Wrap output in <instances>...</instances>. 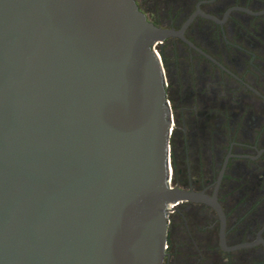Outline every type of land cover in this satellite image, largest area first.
Here are the masks:
<instances>
[{"label":"water","instance_id":"95a60500","mask_svg":"<svg viewBox=\"0 0 264 264\" xmlns=\"http://www.w3.org/2000/svg\"><path fill=\"white\" fill-rule=\"evenodd\" d=\"M195 15L176 30L136 0H0V264H163L184 202L212 206L224 239L217 193L171 186L156 46L191 45Z\"/></svg>","mask_w":264,"mask_h":264},{"label":"flooded vegetation","instance_id":"af4514ba","mask_svg":"<svg viewBox=\"0 0 264 264\" xmlns=\"http://www.w3.org/2000/svg\"><path fill=\"white\" fill-rule=\"evenodd\" d=\"M136 3L148 20L149 13H182L165 26L149 20L161 28L179 30L196 14L184 33L191 45L158 44L184 58L167 83L171 186L216 192L225 218L223 243L212 206H172L163 264H264V0Z\"/></svg>","mask_w":264,"mask_h":264},{"label":"rangeland","instance_id":"374dc122","mask_svg":"<svg viewBox=\"0 0 264 264\" xmlns=\"http://www.w3.org/2000/svg\"><path fill=\"white\" fill-rule=\"evenodd\" d=\"M147 16H148L149 20H151L152 22H155L156 24L165 26L170 21H172L174 19H175V21H179L183 15H182V13L163 12L160 14H150L149 13V14H147ZM160 47H161L160 45H157L156 51L163 60L166 80H167V83L170 84V76L172 75L174 62L177 61L179 64H181L183 62L182 60H184V58L179 57L180 59L178 60V57H177V59H176L175 58L176 53L174 52V49H173L172 45H170V44H165L162 48H160ZM255 195L258 198L263 196V195L259 196L257 194V192ZM259 213L262 214L263 212L260 211ZM168 245L170 246V242L168 243ZM255 255H256L255 259L257 257H259V254H255Z\"/></svg>","mask_w":264,"mask_h":264}]
</instances>
